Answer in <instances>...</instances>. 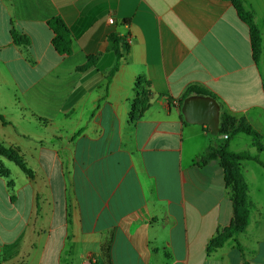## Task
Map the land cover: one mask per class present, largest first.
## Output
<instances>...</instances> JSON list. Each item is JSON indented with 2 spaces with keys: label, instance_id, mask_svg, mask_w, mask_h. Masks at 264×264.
<instances>
[{
  "label": "crops",
  "instance_id": "obj_1",
  "mask_svg": "<svg viewBox=\"0 0 264 264\" xmlns=\"http://www.w3.org/2000/svg\"><path fill=\"white\" fill-rule=\"evenodd\" d=\"M243 3L258 60L233 0H0V143L25 165L1 156L0 264H264V150L233 141L264 135V0ZM111 34L131 43L108 79ZM193 85L216 97L179 103ZM225 147L258 160L239 164L243 231L215 247L237 223L230 164L201 157Z\"/></svg>",
  "mask_w": 264,
  "mask_h": 264
},
{
  "label": "trees",
  "instance_id": "obj_2",
  "mask_svg": "<svg viewBox=\"0 0 264 264\" xmlns=\"http://www.w3.org/2000/svg\"><path fill=\"white\" fill-rule=\"evenodd\" d=\"M233 1L239 17L250 27L254 57L256 60H258L261 56V51H262V41H263L262 36L254 22L253 15L250 12H248L247 9L245 8L243 0H233ZM48 24L54 33V38H53L54 48L61 54L70 55L72 52V39H71V32L68 26L63 22L61 18H53L48 22ZM16 40L18 41V43L24 45H28L30 43V40L27 37L21 35L16 37ZM128 47L129 46L125 43L124 39L118 37L115 34H111L109 36L108 50L112 51L115 54L116 63L112 68V70L110 71L108 79H111V77L118 71V68L120 66L119 61L123 57L124 50H128ZM192 93L197 95H209L214 98L216 97L214 93L208 91L207 89L198 85H193L190 86L187 89V91L184 93V95L181 97V99H179V103L182 104L183 100ZM146 100L147 97L139 101L141 105L140 109L134 108L132 112L133 120H136L137 117H139L142 114V111L146 107ZM224 118L227 117L225 116ZM227 123H229V121ZM225 128H227V124L224 125L222 131L225 130ZM235 132L244 133L248 136L253 137L256 143L258 144V150L259 151L264 150L262 145L260 144L262 141H264V135L258 133L250 124L246 122H242L240 127ZM0 155L9 158H11V156H14L15 159L21 162V164L23 163L22 158L18 156V152L15 149L6 148L3 145H1V143H0ZM219 158L222 160H226L230 164V166L227 167L226 170V175H227L226 177L228 183L233 185L234 206H235L237 223L232 228L228 229L222 237H220L214 242L215 247L220 246L223 243V241L228 240L233 235L243 231L240 225L245 222L246 217L249 214L250 205L247 196L248 187L239 171V164L245 160H256V161L258 160L257 158L251 156L249 153L246 152L234 153L231 152L228 147H225L223 149L210 148L201 157V161L207 162ZM23 168H25L24 163H23ZM104 253L107 255L108 253L107 248L104 249Z\"/></svg>",
  "mask_w": 264,
  "mask_h": 264
},
{
  "label": "rangeland",
  "instance_id": "obj_3",
  "mask_svg": "<svg viewBox=\"0 0 264 264\" xmlns=\"http://www.w3.org/2000/svg\"><path fill=\"white\" fill-rule=\"evenodd\" d=\"M238 137V138H237ZM234 138L235 139H233V141H234V143L236 142V143H239L241 146H243L245 149L244 150H248V152H255L258 148H257V145H256V142H254L255 143V145H256V147H254V148H251V146L250 145H244L245 144V140L246 141H249V144H250V142L253 140V138L251 137V136H247V135H245V134H239V135H235L234 136ZM240 138H243V139H240ZM253 142V141H252ZM261 145L263 146V149H264V141H262V143H261ZM11 148H13V149H15L16 150V148H14V147H11ZM17 151V150H16ZM6 157V156H5ZM11 158H12V160L15 158L14 156H11ZM2 160H3V158L1 157V155H0V164H1V162H2ZM12 173L13 174H15V173H21V171H20V169L18 168V167H16V166H14L13 164H12Z\"/></svg>",
  "mask_w": 264,
  "mask_h": 264
},
{
  "label": "built area",
  "instance_id": "obj_4",
  "mask_svg": "<svg viewBox=\"0 0 264 264\" xmlns=\"http://www.w3.org/2000/svg\"><path fill=\"white\" fill-rule=\"evenodd\" d=\"M114 22V18L113 17H111L110 19H109V23H113ZM125 43L127 44V45H129L130 43H131V38L130 37H128L126 40H125ZM225 138H228V136H225ZM84 264H97V259H96V257H90L89 259H87L85 262H84Z\"/></svg>",
  "mask_w": 264,
  "mask_h": 264
},
{
  "label": "water",
  "instance_id": "obj_5",
  "mask_svg": "<svg viewBox=\"0 0 264 264\" xmlns=\"http://www.w3.org/2000/svg\"><path fill=\"white\" fill-rule=\"evenodd\" d=\"M187 102H188V101H186V103L184 104V109H186V106H187Z\"/></svg>",
  "mask_w": 264,
  "mask_h": 264
}]
</instances>
